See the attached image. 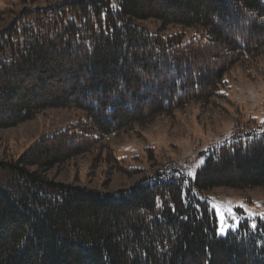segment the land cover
Returning <instances> with one entry per match:
<instances>
[{"label": "trees", "instance_id": "trees-1", "mask_svg": "<svg viewBox=\"0 0 264 264\" xmlns=\"http://www.w3.org/2000/svg\"><path fill=\"white\" fill-rule=\"evenodd\" d=\"M52 1L17 0V9H7L0 128L50 108H78L86 118L43 136L16 160H0L10 174L0 184V264H264V219H245L222 236L203 197L218 187H264V123L251 119L212 147L194 178L156 172L103 192L48 177L105 147V135L146 126L191 102L213 103L236 64L264 56V37L254 40L264 36V0ZM147 19L160 28L136 23ZM170 25L192 31L164 33ZM222 46L226 58L206 70L205 55ZM27 79L32 86L25 87ZM49 79L57 89L38 100Z\"/></svg>", "mask_w": 264, "mask_h": 264}, {"label": "rangeland", "instance_id": "rangeland-1", "mask_svg": "<svg viewBox=\"0 0 264 264\" xmlns=\"http://www.w3.org/2000/svg\"><path fill=\"white\" fill-rule=\"evenodd\" d=\"M50 2L53 1L36 0L33 5L45 6ZM17 3V0L0 1V28L9 21L7 9H17ZM153 7L160 8L156 2ZM136 23L152 32L161 26L154 19L136 20ZM243 28L239 25L238 32L241 33ZM163 31L187 32L190 35L192 30L182 25H170ZM263 37L261 33L255 35L254 40ZM210 50L204 57L207 64L201 62L209 71L227 56L223 46ZM213 51H216V55ZM32 84V79H27L24 85L29 87ZM64 84L68 86L71 80H66ZM57 87L58 84L49 79L41 88L38 87V100L46 97V91L56 90ZM220 94L207 106L191 102L172 115L159 116L146 126L118 135H105L101 138L105 147L52 168L48 177L59 183L103 192L127 188L142 177L156 172L175 170L194 178L212 147L229 141L236 130L247 129L246 125L253 123L251 119L258 124L264 123V56L236 64L225 75ZM85 118L86 113L78 108H50L32 120L0 128V160H16L43 136ZM110 153L119 161L110 158ZM119 166L138 172L129 174ZM9 179V172L0 163V184H6ZM203 197L216 213L219 234L221 228L228 229L227 233L237 229L245 219L252 224L256 223L257 218L264 219V187H218L205 192Z\"/></svg>", "mask_w": 264, "mask_h": 264}, {"label": "snow or ice", "instance_id": "snow-or-ice-1", "mask_svg": "<svg viewBox=\"0 0 264 264\" xmlns=\"http://www.w3.org/2000/svg\"><path fill=\"white\" fill-rule=\"evenodd\" d=\"M253 227H255V225H253ZM228 229L225 228H221L220 229V234L226 235L227 234Z\"/></svg>", "mask_w": 264, "mask_h": 264}]
</instances>
